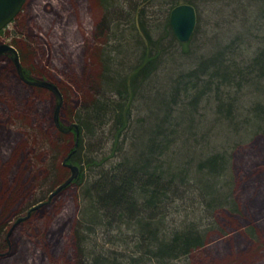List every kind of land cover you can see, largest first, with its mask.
Listing matches in <instances>:
<instances>
[{
  "label": "rangeland",
  "instance_id": "obj_1",
  "mask_svg": "<svg viewBox=\"0 0 264 264\" xmlns=\"http://www.w3.org/2000/svg\"><path fill=\"white\" fill-rule=\"evenodd\" d=\"M176 1L27 0L0 43L15 46L33 79L57 86L59 122L68 127L93 100L112 99L140 63L143 9L156 68L135 87L116 145L110 115L95 135L83 130L84 156L104 162H82L83 170L78 163L84 181L103 166L140 163L154 136L166 151L155 161L178 176L162 210L166 228L196 223L205 241L173 264H264V0H194L197 26L186 45L165 27ZM56 106L53 92L20 78L12 54L0 55V264L135 257L133 228L116 229L107 218L85 223L79 185L50 197L72 175L64 160L75 144L73 131L57 126ZM216 154L225 165L212 180L204 160Z\"/></svg>",
  "mask_w": 264,
  "mask_h": 264
},
{
  "label": "trees",
  "instance_id": "obj_2",
  "mask_svg": "<svg viewBox=\"0 0 264 264\" xmlns=\"http://www.w3.org/2000/svg\"><path fill=\"white\" fill-rule=\"evenodd\" d=\"M180 3H190L196 7V10L198 8L194 0H177L172 4L167 11L165 27L173 38H175V35L170 26L169 16L171 9ZM144 16L142 9L138 14L137 21L140 31L148 39V42L143 48L140 63L125 77L118 80L112 99L99 97V99L97 98L93 100L94 102L85 106L86 114H78L76 116L79 135L78 137L76 136L73 128L75 144L68 154L70 157L68 162L74 165L80 163L82 170V162L83 164L85 162L88 168L92 166L100 168L104 165V162L97 157L84 156L83 152L86 147L83 142L85 136L82 134L83 130L85 129L88 134L95 135L97 129L104 124L107 115H110L112 125L117 131L113 142V145H116L119 139L118 135L127 129L130 124L132 97L135 87L139 81L142 82L148 78L156 68L158 54L151 47L154 42L152 43L151 30L148 28V22H146ZM187 43L182 44L186 45ZM262 55L263 53L258 59L260 61L259 66L263 62L261 59ZM25 75L33 79L26 71ZM155 140L154 136L148 138V146L145 147L144 156L140 163L133 165L119 163V165L109 169L103 166L102 170L93 172L87 182L84 181V172L77 165L80 170L79 175L71 184L76 183L81 189V198L83 203H85L81 217L86 221L85 223L97 224L100 223V219L107 218L109 225L115 224L114 227L116 229L121 226H127L128 228H133L136 233L134 235L136 240V248L134 250L137 253L135 257H130V259L126 260L97 257L94 259V264H173L174 261L191 254L194 250L205 245V241L202 239L203 235L198 230L196 223L188 225L187 228L182 230L173 229L170 231L169 228H166V223L168 222L166 214L162 210L169 199L167 198L169 186L175 182L174 176L177 178L178 176L176 173H170L169 171L170 177L167 176L164 166L158 163L159 160H156L158 162L155 161L159 156L166 154V151ZM158 149H160L159 153L156 152ZM224 159L223 156L216 154L208 156L204 160L209 172L207 176H212V180H214V176L215 178L222 176V170L225 165ZM183 178L180 176V179ZM207 185L204 187H207ZM206 193L209 192H206L205 188L200 192L203 196H207L208 194ZM229 205L231 207L230 210L233 211L235 202L232 200ZM258 211L256 210V212ZM158 214L161 215L160 218ZM91 229V226L85 227L86 232ZM249 231L251 236L255 237L254 229L250 228ZM77 234L80 238V245H83L86 238L79 231ZM122 237L127 238L123 235ZM84 254L85 251L82 250L80 252L81 258H83ZM87 262L88 264L90 263V261L86 260ZM80 264L84 263L81 262Z\"/></svg>",
  "mask_w": 264,
  "mask_h": 264
},
{
  "label": "water",
  "instance_id": "obj_3",
  "mask_svg": "<svg viewBox=\"0 0 264 264\" xmlns=\"http://www.w3.org/2000/svg\"><path fill=\"white\" fill-rule=\"evenodd\" d=\"M27 0H0V31L4 29L8 24H10L21 12L24 4ZM170 26L176 39L181 43H187L191 40L196 26H197V10L193 4L190 3H180L173 7L170 11L169 16ZM10 52L13 54V60L16 64L18 74L20 78L27 84L37 87H42L50 90L57 98V106L55 109V122L57 126L62 131H69L72 128L75 129L76 136L79 135V126L77 123H72L68 127H64L59 122V109L62 103V94L56 85L45 80L30 79L25 75V71L20 63L19 54L17 49L10 44L2 43L0 44V55L2 53ZM68 158L64 160V164H67L72 169V175L59 187L51 193L50 197L57 194L63 188L69 186L74 179L79 175V167L72 163L67 162ZM20 218L19 220H21Z\"/></svg>",
  "mask_w": 264,
  "mask_h": 264
},
{
  "label": "flooded vegetation",
  "instance_id": "obj_4",
  "mask_svg": "<svg viewBox=\"0 0 264 264\" xmlns=\"http://www.w3.org/2000/svg\"><path fill=\"white\" fill-rule=\"evenodd\" d=\"M0 44H2V43H0ZM11 45V44H10ZM15 47V46H14ZM7 54H12V53H10V52H6ZM13 55V54H12ZM65 127V126H64ZM66 128V127H65ZM72 131H73V128L71 129V130H69V131H66V132H71L72 133ZM65 132V131H64ZM67 158L69 159L70 157H69V155L67 156ZM67 162H68V160H67ZM68 163H70V162H68ZM65 166H67V167H69L67 164H64ZM70 168V167H69ZM71 169V168H70Z\"/></svg>",
  "mask_w": 264,
  "mask_h": 264
}]
</instances>
